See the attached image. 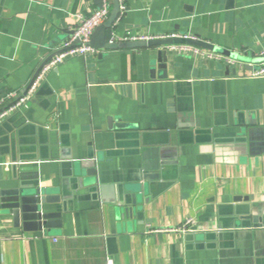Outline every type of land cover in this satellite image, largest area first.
I'll list each match as a JSON object with an SVG mask.
<instances>
[{
	"label": "crops",
	"instance_id": "1",
	"mask_svg": "<svg viewBox=\"0 0 264 264\" xmlns=\"http://www.w3.org/2000/svg\"><path fill=\"white\" fill-rule=\"evenodd\" d=\"M118 2L106 37L118 47L64 62L0 122V191H43L58 224L27 232L5 216L0 264H264V229L246 219L264 206V77L250 76L264 52V0ZM99 7L0 0V97L23 91L77 17ZM111 32L187 34L250 62L123 47ZM89 153L104 191L80 175ZM132 195L141 220L125 217ZM187 219L186 233L169 232Z\"/></svg>",
	"mask_w": 264,
	"mask_h": 264
},
{
	"label": "water",
	"instance_id": "2",
	"mask_svg": "<svg viewBox=\"0 0 264 264\" xmlns=\"http://www.w3.org/2000/svg\"><path fill=\"white\" fill-rule=\"evenodd\" d=\"M100 2V0H98ZM120 13V5L118 0H113V9L108 17V19L99 26L93 33L90 41V46L96 50H108L115 49L118 47L117 44H109L106 41L107 32L111 30L115 20L117 19ZM194 39H154L149 41H137L132 42L130 44H123V47H131L135 49H144V48H158V47H166L172 45H190L199 47L202 49H206L208 51L221 54L225 57H229L234 61L241 62H250L247 55L239 56L232 52L219 49L214 47L213 45L201 41L198 37H193ZM53 56V55H52ZM51 56V57H52ZM49 57L46 61L42 63L40 68L51 58ZM157 61L159 62V68L165 69L166 67V57L162 52H158ZM253 62L256 64H260L264 62V55L253 59ZM35 73V75L39 72ZM34 75V76H35ZM88 158L90 161L86 163L79 164V168H85L84 171L80 172V175H84L90 178V186L99 189L100 191H104L105 186L99 184L98 172L95 169V161H93V155L88 154ZM99 161V159L97 157ZM76 167L78 165H75ZM156 167L153 168L155 170ZM159 174L155 172H150L144 174L141 177V181L135 185L134 189L138 192H146L148 187V182L151 180L157 179ZM125 202V201H124ZM51 199L44 195V192L31 187H19L14 190L0 191V220L3 221L5 216H10L13 226L18 227L21 226L24 231L27 232H43L46 233L48 230L53 227L58 226V224L54 221H50L54 215L46 213L43 210V206L50 204ZM125 204L124 214L127 218H132L133 215L136 216L138 220L142 218V209L138 205L136 195H132L130 198V202ZM248 220H250V225L254 229H264V206L255 209L254 214H249L247 216ZM3 223V222H2Z\"/></svg>",
	"mask_w": 264,
	"mask_h": 264
},
{
	"label": "built area",
	"instance_id": "3",
	"mask_svg": "<svg viewBox=\"0 0 264 264\" xmlns=\"http://www.w3.org/2000/svg\"><path fill=\"white\" fill-rule=\"evenodd\" d=\"M111 12V0H100V7L92 11L87 17L78 16L77 26L73 34L67 40L62 42L57 52L40 68L39 72L31 79L27 87L21 92H9L0 97V122L8 116L24 111L41 82L48 73L63 64L64 62L76 57L95 56L100 51L90 46L91 37L94 31L101 26L109 17ZM111 38L116 42H137L149 41L154 39H194L187 34H170L165 36H140V35H116L111 32ZM167 49L179 55H193L195 57L206 58L207 60H231L223 58L214 52H209L201 48L190 45H172ZM264 55V52L260 56ZM251 77H264V62L258 64L257 68L250 75ZM193 219L185 220L179 227L170 229L169 232L186 233L193 226Z\"/></svg>",
	"mask_w": 264,
	"mask_h": 264
}]
</instances>
